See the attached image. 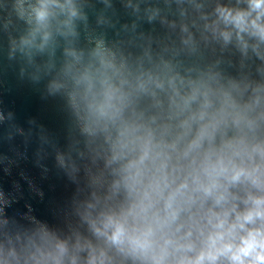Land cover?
I'll return each mask as SVG.
<instances>
[{"label":"clouds","instance_id":"obj_1","mask_svg":"<svg viewBox=\"0 0 264 264\" xmlns=\"http://www.w3.org/2000/svg\"><path fill=\"white\" fill-rule=\"evenodd\" d=\"M0 264H264V0H0Z\"/></svg>","mask_w":264,"mask_h":264},{"label":"water","instance_id":"obj_2","mask_svg":"<svg viewBox=\"0 0 264 264\" xmlns=\"http://www.w3.org/2000/svg\"><path fill=\"white\" fill-rule=\"evenodd\" d=\"M5 79L9 89L4 97L6 106L16 111L21 121L28 115H36L41 109V104L30 87L26 85L23 87L18 86L16 77L11 70L7 71Z\"/></svg>","mask_w":264,"mask_h":264}]
</instances>
